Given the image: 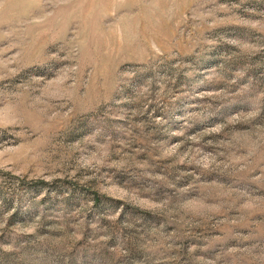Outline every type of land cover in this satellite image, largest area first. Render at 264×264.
Listing matches in <instances>:
<instances>
[{
  "label": "rangeland",
  "instance_id": "rangeland-1",
  "mask_svg": "<svg viewBox=\"0 0 264 264\" xmlns=\"http://www.w3.org/2000/svg\"><path fill=\"white\" fill-rule=\"evenodd\" d=\"M0 264H264V0H0Z\"/></svg>",
  "mask_w": 264,
  "mask_h": 264
}]
</instances>
